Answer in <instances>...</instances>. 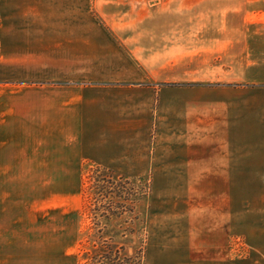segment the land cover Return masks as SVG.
Masks as SVG:
<instances>
[{
  "label": "rangeland",
  "instance_id": "374dc122",
  "mask_svg": "<svg viewBox=\"0 0 264 264\" xmlns=\"http://www.w3.org/2000/svg\"><path fill=\"white\" fill-rule=\"evenodd\" d=\"M75 86L144 114L158 155L199 134L247 172L65 165L29 142ZM223 263L264 264V0H0V264Z\"/></svg>",
  "mask_w": 264,
  "mask_h": 264
},
{
  "label": "crops",
  "instance_id": "0c3cea01",
  "mask_svg": "<svg viewBox=\"0 0 264 264\" xmlns=\"http://www.w3.org/2000/svg\"><path fill=\"white\" fill-rule=\"evenodd\" d=\"M94 87L85 89L84 87L75 86L71 88H62L64 98L60 103V106L55 108L56 105L48 106L47 120L49 125H54V128H49V136L46 141H38L35 138L31 139L29 143L43 145V147L49 152H56L62 150L63 152H71V158H65L71 160V162L64 163L65 165L74 166L80 161L94 162L99 165H105L110 167H118L123 165L130 170L122 171L123 174H142L144 170H135L136 168H148L149 165L156 164L154 168L166 169L159 170L158 173H185V174H210V173H222V174H237L246 173V165L249 158L244 154L238 155H223L216 156L211 154L199 153L197 151L206 149V145H201L199 134H197L196 144H193V153H181L182 147L173 145L168 147L167 145L160 146L161 149L170 148L173 153H156L157 146L152 150L151 142L149 141L151 136V122H148V118L144 114H133L131 118L129 116H121V103H103L101 100H87L86 93H89ZM55 91V90H53ZM73 95V97H71ZM73 98V99H72ZM130 107V103L127 104ZM128 109V108H127ZM22 120L24 121L25 115L20 113ZM20 114H17V118L20 119ZM35 117H38L35 115ZM129 118L132 121H125L123 118ZM139 119L135 121V119ZM35 118L31 117L29 122L32 126L35 124ZM141 119V120H140ZM38 120V118H37ZM239 120V121H237ZM244 117L231 121L229 125V134L232 130L236 134L239 131H243L244 135L247 134V125L243 124ZM56 123L62 126L63 129L58 134V139L55 135ZM193 131L200 129L199 119L195 121ZM210 124L206 126L207 131H212ZM159 134L164 135L167 128L165 126H159ZM51 131V135L50 134ZM48 133V132H47ZM123 135L127 136L126 139ZM232 137V136H231ZM163 137H157V144L162 141ZM246 140L239 139V142ZM194 142V141H193ZM237 142L235 138H229L228 143ZM203 143H211L210 141H203ZM43 148V149H44ZM131 150H137L139 156L123 158L122 154ZM149 150L152 153H149ZM75 152V153H73ZM155 152V153H154ZM66 157V156H65ZM58 159L57 155L50 157V159ZM60 161V160H58ZM57 165H60L57 163ZM223 168V170L216 171ZM176 169L169 172L167 169ZM181 169V170H178ZM214 169V170H212ZM65 173H68L66 171ZM230 264V263H223Z\"/></svg>",
  "mask_w": 264,
  "mask_h": 264
}]
</instances>
